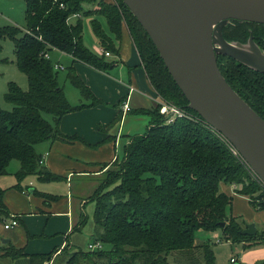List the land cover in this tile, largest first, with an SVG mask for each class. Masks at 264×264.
<instances>
[{
	"label": "trees",
	"instance_id": "obj_1",
	"mask_svg": "<svg viewBox=\"0 0 264 264\" xmlns=\"http://www.w3.org/2000/svg\"><path fill=\"white\" fill-rule=\"evenodd\" d=\"M24 1V29L14 25L0 27V36L13 40L16 66L28 82V89L22 90L9 81L4 93L11 108L0 107V176L16 159L18 180L33 174L41 181L60 179L41 167L36 145L48 139H69L59 131L60 118L102 103L70 65L66 78L82 99L72 105L59 84L57 69L45 56L57 49L73 61L101 71L115 65L116 61L107 60L84 45L82 20L68 21L74 13L105 18L113 36L97 17H93L91 26L100 46L113 53H118L116 42L124 22L148 81L160 99L148 109L133 110L148 116L145 131L131 135L124 143L114 169L105 172L89 197L94 201L96 240L109 248L77 249L67 255L65 264H177L179 260L215 264L209 239L196 241L198 230L219 231L222 240L242 243L245 249L264 245V229L254 235L240 233L243 226L227 213L232 198L219 189V184L240 185L237 193L247 196L255 209H264L263 189L232 154L220 133L187 106L185 95L154 43L123 1ZM84 3L95 7L85 10ZM249 26L264 47L262 23L233 22L223 27L222 34L227 40L243 42L250 33ZM218 67L230 86L264 119V73L226 55L218 56ZM162 103L179 108L183 114L166 123L160 112ZM44 196L57 198L53 194ZM0 215L7 216L1 199ZM54 252L28 254L29 264L48 263ZM5 255L17 258L26 254L22 247L10 246ZM260 264H264V259Z\"/></svg>",
	"mask_w": 264,
	"mask_h": 264
},
{
	"label": "crops",
	"instance_id": "obj_2",
	"mask_svg": "<svg viewBox=\"0 0 264 264\" xmlns=\"http://www.w3.org/2000/svg\"><path fill=\"white\" fill-rule=\"evenodd\" d=\"M80 17L81 15L72 17L69 21L75 23ZM93 17L100 19L102 27L113 36L104 17L95 15ZM116 47L118 53L108 50L110 54L104 56L99 52L105 59L116 61L107 71L73 61L71 56L58 50L65 57V61L52 62L53 65L59 66L55 69L67 70L72 65L102 103L68 112L60 118L59 131L69 139H48L36 145V151L42 159L41 167L60 176V179L41 181L33 174L18 180L15 172L19 168V161L16 159L11 160L7 172L0 176V199L7 211L6 217L0 215V264H29L28 254L55 251L53 253L55 256L65 245L80 249L82 236L88 234L83 228L89 219L93 221L94 210V201H89L85 206L83 198L89 194L88 189L94 191L99 186L109 169V164H115L114 161L120 156L117 152L122 150L130 136L144 132L143 126L146 129L148 118L131 117L128 120L127 118L132 114L141 115L134 112L135 109L152 107L157 102V94L148 81L124 22ZM53 50L57 49L48 52L50 60ZM76 90L78 91L77 88ZM77 94L79 97L77 102L69 100L72 105L82 100L79 91ZM123 101H128L130 106L126 112L121 108ZM88 180H91L89 186L86 184ZM220 186L221 191L232 198L233 213H243L248 217L247 221H254L261 225L260 230L264 229V209H255L247 196L237 193V189L234 190L233 184L221 182ZM44 194H53L57 198L51 199ZM12 215L17 217L19 223L5 228L4 223ZM200 236L204 237L201 233ZM89 243L92 241L89 240L86 247ZM10 246L22 247L26 255L17 258L5 255L6 249ZM257 246L258 249L264 247ZM261 259H264V256ZM236 260L235 258L233 263L236 264ZM51 263L52 260L46 264ZM239 264L242 262L239 261Z\"/></svg>",
	"mask_w": 264,
	"mask_h": 264
},
{
	"label": "water",
	"instance_id": "obj_3",
	"mask_svg": "<svg viewBox=\"0 0 264 264\" xmlns=\"http://www.w3.org/2000/svg\"><path fill=\"white\" fill-rule=\"evenodd\" d=\"M122 1L154 43L187 106L227 139L264 182V119L218 67V56L226 55L264 73V49L252 35L239 42L222 34L231 20L264 24V0ZM240 233L256 234L255 223Z\"/></svg>",
	"mask_w": 264,
	"mask_h": 264
},
{
	"label": "rangeland",
	"instance_id": "obj_4",
	"mask_svg": "<svg viewBox=\"0 0 264 264\" xmlns=\"http://www.w3.org/2000/svg\"><path fill=\"white\" fill-rule=\"evenodd\" d=\"M83 6H84V9L86 10V9H91L93 5L89 3H84ZM24 11H25V1L24 0H0V27L5 26V25H14L21 29H24L25 27ZM80 19L82 20V24H83L82 40H83L84 45L87 46L92 52L98 54L99 53L98 49L100 46H99L98 39L92 30V26H91V20L93 19L92 14L82 13ZM101 22L103 23V21ZM51 60L52 62L56 60H60V62L62 61L64 63L65 57L58 50H53L51 52ZM66 71L67 70L65 68H60L57 70V78H58L59 84L63 86L64 92L67 95L68 100H70L71 102H77L79 98L77 94L78 91L67 80ZM9 81L15 82L17 85L20 86L22 90L28 89L27 78L25 74L17 68L16 63H15L13 40H11L7 36H0V107L6 110H9L11 108V105L8 102H6L4 99V93L7 90V83ZM46 117L47 119L51 120L50 115H47ZM131 117L148 118L147 116H145V114H141V115L132 114L127 118V120L131 119ZM142 130L145 131L144 126ZM121 133L119 135H121ZM117 154L121 155V151H118ZM119 158L120 156L118 157V159ZM113 166L114 164L110 163L108 167L109 169H114ZM33 180L35 181V179ZM86 184L89 186L91 184V180H88ZM76 187L78 186H75V188ZM238 187H239L238 189H240L241 186L238 185ZM219 189L222 190L220 184H219ZM92 191L93 189H88L89 194L86 197H84L82 200L85 206L88 204L89 201H92L89 198L91 194L93 193ZM88 210H89V207L86 208V211ZM231 211L232 209H231V204H230L227 207V213L230 216L233 215V217L236 218V220L243 226V228L245 227L247 223L254 222V221H247L248 217L244 215L243 213H233V211L231 213ZM91 221L92 219H89L87 223H85V226H84L85 228H83L84 231H86L88 234L86 236L85 235L82 236V240L80 241L81 244H79L80 249L88 250L86 249L87 242L89 240L93 242L98 236V230H96L97 227L95 224L92 225V223L94 222L93 221L91 222ZM255 225H256L257 230L261 231L260 230L261 225H259L258 223H255ZM200 233L201 235H204V237H201ZM206 236L208 237L206 238ZM196 237H197L196 239L197 242L203 241L202 239L204 240L209 239L211 243V247L215 255V264H235V263L230 262V257H235L237 259L236 261L238 264H239V261H241L242 264H260V262L263 260L261 258L262 256H264V247L258 249L259 246H256V247L253 246L249 249H245L243 248L242 243H239V242L231 243L230 241L222 240L220 237L219 231L198 230L196 233ZM102 246L104 248H109L108 244L103 245L102 243ZM74 251H76V249H74L72 245L63 246L59 250L58 254H56L55 256H53L52 254L53 259H51L52 260L51 264H65V258L67 257V255L71 254ZM168 258L170 260H174L173 256L169 255ZM44 264H46V262ZM177 264H187V263L182 260H179ZM197 264H205V263L199 262Z\"/></svg>",
	"mask_w": 264,
	"mask_h": 264
},
{
	"label": "built area",
	"instance_id": "obj_5",
	"mask_svg": "<svg viewBox=\"0 0 264 264\" xmlns=\"http://www.w3.org/2000/svg\"><path fill=\"white\" fill-rule=\"evenodd\" d=\"M61 7H63V4H60ZM80 14L79 13H74L71 16H69L68 21L70 18L72 17H79ZM99 52H101L104 56L109 55L110 52L102 47H100ZM45 56L48 57V54L45 53ZM55 68L59 67L58 65H54ZM157 101L160 102L159 97L157 96ZM121 108L124 112L128 111L130 109V106L128 104V101H123L121 102ZM160 112L166 117H169L172 113H175L176 116H180L183 113L180 111L179 108L173 106V105H167L162 103L160 106ZM174 118V117H173ZM173 118L170 120L172 121ZM221 135V134H220ZM222 136V135H221ZM223 137V136H222ZM223 139L225 140V142L227 143L230 151L232 152V154L238 158V160L242 163V165L245 167V169L248 171V173L251 175V177L260 185V187L264 190V182L259 178V176L250 168V166L245 162V160L241 157V155L239 154V152L236 150V148L227 140L223 137ZM42 159L39 160V163L41 164ZM233 188L238 189V185L237 184H233ZM18 219L15 215H12L5 223H4V227L5 228H9V227H13L14 225H17ZM102 247L101 242L99 241H94L92 243H89L87 246L88 250H96V249H100ZM230 262H235V258L234 257H230Z\"/></svg>",
	"mask_w": 264,
	"mask_h": 264
},
{
	"label": "flooded vegetation",
	"instance_id": "obj_6",
	"mask_svg": "<svg viewBox=\"0 0 264 264\" xmlns=\"http://www.w3.org/2000/svg\"><path fill=\"white\" fill-rule=\"evenodd\" d=\"M235 23V22H243V21H237V20H231V21H229L226 25H229L230 23ZM251 27L249 26V28H248V30H249V35H248V37L250 36V35H252V39L255 41V43H257L261 48H263L264 49V47L259 43V41L258 40H256L255 38H254V36H253V34L251 33ZM248 37L246 38V40L245 41H243V42H246L247 41V39H248ZM263 38V37H262ZM263 40H264V38H263Z\"/></svg>",
	"mask_w": 264,
	"mask_h": 264
}]
</instances>
